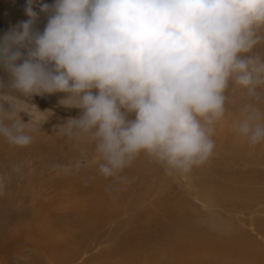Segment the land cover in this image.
Segmentation results:
<instances>
[{
	"label": "clouds",
	"instance_id": "9594fccd",
	"mask_svg": "<svg viewBox=\"0 0 264 264\" xmlns=\"http://www.w3.org/2000/svg\"><path fill=\"white\" fill-rule=\"evenodd\" d=\"M34 5L46 16L43 31L34 28ZM24 13L0 37L8 78L0 97L24 102L6 87L23 97L65 94L59 103L81 115L57 128L88 137L105 178L141 154L168 175L189 173L213 154L229 85L257 99L264 85V59L254 54L264 41V0H27ZM3 102L0 138L29 145L34 124ZM234 131L264 144V109L245 104Z\"/></svg>",
	"mask_w": 264,
	"mask_h": 264
},
{
	"label": "rangeland",
	"instance_id": "374dc122",
	"mask_svg": "<svg viewBox=\"0 0 264 264\" xmlns=\"http://www.w3.org/2000/svg\"><path fill=\"white\" fill-rule=\"evenodd\" d=\"M26 3L10 5L20 22ZM254 54L264 59V41ZM5 91L35 130L25 147L0 138V264H264V144L234 131L245 104L264 109V85L258 99L229 85L213 154L189 173L141 154L108 178L87 136L57 128L81 115L59 103L65 94Z\"/></svg>",
	"mask_w": 264,
	"mask_h": 264
},
{
	"label": "bare ground",
	"instance_id": "6f19581e",
	"mask_svg": "<svg viewBox=\"0 0 264 264\" xmlns=\"http://www.w3.org/2000/svg\"><path fill=\"white\" fill-rule=\"evenodd\" d=\"M15 2V0H0V22L4 25V33H7L9 32L12 28L15 27V24H13L11 22L12 18L13 20L19 24L20 21H21V18H17L15 19L14 17V14L13 12L14 11H11V8H10V5ZM38 5H34V10H36L38 12ZM24 9H25V6L21 7L20 9H18L17 11H15V13L19 16H23V20H26L27 17L25 16V13H24ZM46 24V16L44 14H40L38 12V20L36 21L35 25H34V28L38 31H43V28ZM4 72L1 70V79L2 81L3 78H4ZM7 79V78H6ZM6 84V83H5ZM7 91L10 90L6 87ZM12 91V90H10ZM13 92V91H12ZM15 92V91H14ZM142 162V161H141ZM69 191V190H68ZM71 196V195H70ZM132 198V197H131ZM144 207V206H143ZM65 214V213H64ZM69 214V213H68ZM121 216V215H120ZM127 217V216H126ZM123 220V219H122ZM105 222V221H104ZM54 230V229H53ZM52 231V230H51ZM51 231L48 230L47 233H51ZM55 231V230H54ZM57 232V231H56ZM42 233V232H40ZM42 236V235H41ZM49 236V235H48ZM98 237V236H97ZM53 238V237H52ZM47 239V238H46ZM58 240V239H57ZM45 241V240H44ZM47 243V241H46ZM58 243V242H57ZM49 244V243H48ZM54 245V244H53ZM85 246V245H84ZM91 246V245H90ZM214 246V245H213ZM212 246V247H213ZM210 251V250H209ZM213 251V250H211ZM53 263V262H52Z\"/></svg>",
	"mask_w": 264,
	"mask_h": 264
},
{
	"label": "water",
	"instance_id": "95a60500",
	"mask_svg": "<svg viewBox=\"0 0 264 264\" xmlns=\"http://www.w3.org/2000/svg\"><path fill=\"white\" fill-rule=\"evenodd\" d=\"M4 33V25L0 22V37L3 36ZM0 79H1V70H0Z\"/></svg>",
	"mask_w": 264,
	"mask_h": 264
}]
</instances>
